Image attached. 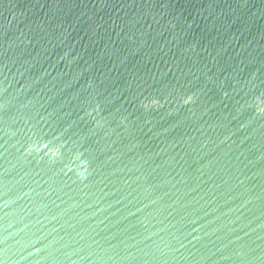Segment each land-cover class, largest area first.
I'll use <instances>...</instances> for the list:
<instances>
[{
  "label": "water",
  "instance_id": "water-1",
  "mask_svg": "<svg viewBox=\"0 0 264 264\" xmlns=\"http://www.w3.org/2000/svg\"><path fill=\"white\" fill-rule=\"evenodd\" d=\"M0 264H264V0H0Z\"/></svg>",
  "mask_w": 264,
  "mask_h": 264
}]
</instances>
